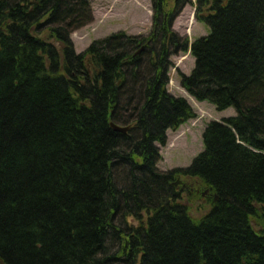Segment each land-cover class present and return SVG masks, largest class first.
Instances as JSON below:
<instances>
[{
	"label": "trees",
	"instance_id": "16d2710c",
	"mask_svg": "<svg viewBox=\"0 0 264 264\" xmlns=\"http://www.w3.org/2000/svg\"><path fill=\"white\" fill-rule=\"evenodd\" d=\"M150 1L148 35L78 53L87 0H0V264H264V0ZM193 3L210 32L190 43L173 26ZM189 51L182 88L236 114L161 171L158 144L197 117L168 90Z\"/></svg>",
	"mask_w": 264,
	"mask_h": 264
},
{
	"label": "rangeland",
	"instance_id": "374dc122",
	"mask_svg": "<svg viewBox=\"0 0 264 264\" xmlns=\"http://www.w3.org/2000/svg\"><path fill=\"white\" fill-rule=\"evenodd\" d=\"M87 1L91 5L93 20L71 35L75 50L78 53L85 51L93 41L113 33L124 32L128 35L145 36L151 30L153 12L150 0ZM192 1L195 2V0ZM173 29L180 36L187 38L190 43L210 32L205 23L195 19V3L184 8L176 19ZM171 60L172 67L169 73L168 90L175 96L185 98L197 117L187 121L177 130H169L167 133L168 141L165 146L162 147L158 144L161 152L158 168L161 171L188 167L204 149L203 133L207 124L211 121H221L236 114L234 108L219 111L207 101L199 102L182 88L180 75H189L195 65V60L190 51L174 55ZM118 175L122 176L121 172ZM197 183L188 178L180 179L181 187L185 190L184 202L190 206L192 216L200 218L207 212L209 206L205 203L200 205L201 202L195 198L197 193L202 190Z\"/></svg>",
	"mask_w": 264,
	"mask_h": 264
},
{
	"label": "water",
	"instance_id": "95a60500",
	"mask_svg": "<svg viewBox=\"0 0 264 264\" xmlns=\"http://www.w3.org/2000/svg\"><path fill=\"white\" fill-rule=\"evenodd\" d=\"M114 129L121 132H127L130 129V126L127 127L114 126Z\"/></svg>",
	"mask_w": 264,
	"mask_h": 264
},
{
	"label": "bare ground",
	"instance_id": "6f19581e",
	"mask_svg": "<svg viewBox=\"0 0 264 264\" xmlns=\"http://www.w3.org/2000/svg\"><path fill=\"white\" fill-rule=\"evenodd\" d=\"M180 12V11H179Z\"/></svg>",
	"mask_w": 264,
	"mask_h": 264
}]
</instances>
